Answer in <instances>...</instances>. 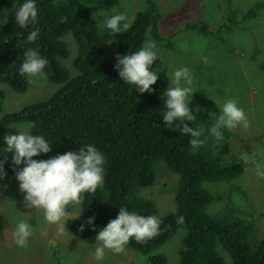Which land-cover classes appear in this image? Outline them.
I'll return each mask as SVG.
<instances>
[{"label": "trees", "instance_id": "obj_1", "mask_svg": "<svg viewBox=\"0 0 264 264\" xmlns=\"http://www.w3.org/2000/svg\"><path fill=\"white\" fill-rule=\"evenodd\" d=\"M117 1L36 0L38 22L34 26L41 31L35 42H26L27 29H20L12 19L13 4L18 0H0V10L8 12V22H0V85L15 92L27 88L29 78L19 75V63L23 51L38 46L48 59L45 78L56 86L44 99L8 111L3 109L5 90L0 87V137L8 126L25 123L27 132L42 134L51 142L49 153L33 158L78 151L88 143L103 152V186L84 193L80 204L67 208V212L81 211L79 217L64 220L65 229L80 240H95V232L117 215L120 206L142 215L153 214V198L141 191L165 170L176 174L170 186L174 208L157 215L161 223L156 236L143 243L130 239L128 247L145 256L149 264H168L161 247L177 236L172 264H264V234L255 236L251 214L244 212L230 193L219 191L220 182L237 179L247 163L244 156L228 154L229 139L236 131L222 129L220 140L205 131L201 137H207L205 143L192 147L188 134L164 127L160 111L164 108L161 96L169 87L167 75L155 70L159 77L150 86L153 91L139 93L123 82L113 65L116 53L134 51L147 39L156 41L159 48L172 46L177 32H164L161 21L167 15L152 0L132 14L126 32H101L92 13L99 8L113 12L110 10ZM224 1L226 17L216 30L202 18L182 23L181 30L211 36L220 44L235 27L249 28L248 23L264 9V0L242 12L232 0ZM68 36L76 44L72 56ZM259 49L254 43L252 54ZM68 58L71 68L65 61ZM216 110V106L199 108L196 121L186 123L206 130L215 122V113H209ZM224 199L225 205L221 203ZM93 215L95 229L85 224L81 230L80 225ZM178 216H183L182 224L177 222ZM178 229L180 233H176ZM53 250L58 262L51 254V263L63 264L64 250L55 245Z\"/></svg>", "mask_w": 264, "mask_h": 264}, {"label": "rangeland", "instance_id": "obj_2", "mask_svg": "<svg viewBox=\"0 0 264 264\" xmlns=\"http://www.w3.org/2000/svg\"><path fill=\"white\" fill-rule=\"evenodd\" d=\"M152 1L159 11H164L167 15L161 21L164 32L177 34L172 46L157 47L159 57L151 67L163 71L168 80L175 68L188 67L193 76L194 107L213 108L216 105L212 98L222 103L230 96L237 100L245 113L247 125L238 123L233 127L236 133L229 139L228 154L232 157L244 156L247 163L237 179L221 181L219 191L230 193L232 200L241 205L244 212L251 214L256 226L254 235L260 236L264 234V175L259 174L264 173V9L248 23L249 28L235 27L218 44L211 36L181 30V24L202 18L209 23L212 30H216L226 17L227 5L224 0ZM256 1L263 0H232V3L242 12ZM145 3L146 0H118L110 11L124 13L129 23L132 14ZM67 40L72 56L76 44L70 36ZM254 43H258L260 48L256 55L252 54ZM111 50L112 42L107 54ZM70 60L68 58L65 61L71 68ZM0 87L5 90L3 109L6 111L44 99L56 88L45 77L29 79L23 92H15L5 85ZM15 126L27 132L28 126L25 123L8 126L0 137V148L4 145V135L19 131ZM11 155L0 152V160L4 161L6 173L3 180H0V264H53L51 254L56 256L53 245L64 250L65 258H60L63 264H149L145 256L127 245L120 252L104 249L102 256L97 259L94 256L95 240H80L64 227V220L68 216H80L78 208L56 222L46 221L42 210L25 208L23 193L20 192L14 176V168L23 165H13ZM175 181L176 174L162 170L151 186L142 189L143 195L154 200L153 214H162L174 208L170 186ZM221 203L227 204L225 199ZM17 218L30 219L33 224V231L25 248L15 246L12 240L11 233ZM176 233H180L179 229ZM176 239L177 236H173L161 247L168 256V264L176 260ZM55 259L58 262V258Z\"/></svg>", "mask_w": 264, "mask_h": 264}, {"label": "clouds", "instance_id": "obj_3", "mask_svg": "<svg viewBox=\"0 0 264 264\" xmlns=\"http://www.w3.org/2000/svg\"><path fill=\"white\" fill-rule=\"evenodd\" d=\"M7 16L6 9L0 10V22L7 23ZM12 19L20 29H27L24 38L26 42H35L38 39L41 29L34 26L38 22L36 0H18L13 4ZM92 20L101 32L109 35L126 32L130 28L122 12H108L99 8L92 13ZM157 51V42L149 39L134 51L116 53L113 67L123 82L133 85L136 92H151L153 89L150 86L159 77L151 67L159 57ZM22 56L18 68L19 75L29 79L46 77L44 69L48 59L40 53L38 46L23 51ZM192 81L191 70L186 66L175 68L171 72L170 86L161 96L164 108L160 111V116L165 128L188 134L189 144L198 147L207 139L201 138L205 131L215 140H220L223 136L222 129H231L238 123L247 125L243 109L239 107L237 100L230 96L222 103L211 97L217 110L209 113H215V122L206 130L199 125L193 127L186 123L196 121L195 112L199 111V106L191 107L194 93ZM15 127L19 129L17 133L3 136L4 145L0 152L11 153L13 165H23L14 168V176L20 192L23 193L25 208L42 210L46 221L56 222L68 215L69 205L82 202L84 193H94L98 187L103 186L106 157L95 144L88 143L78 151L56 152L47 158L36 159L33 157L51 151V142L42 134H32L18 126ZM5 175L4 161L0 160V180H3ZM95 219V215L87 217L80 229L83 230L85 224L95 229ZM177 222L182 224L183 216H178ZM160 223L156 214L142 215L135 210L129 211L126 206H120L117 215L95 232L94 256L99 259L104 249L120 252L130 239L143 243L158 234ZM32 231L33 224L30 219L17 218L11 233L15 246L27 247Z\"/></svg>", "mask_w": 264, "mask_h": 264}]
</instances>
